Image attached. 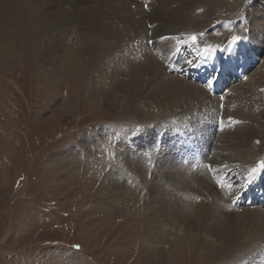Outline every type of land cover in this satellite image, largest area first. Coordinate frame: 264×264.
Here are the masks:
<instances>
[{
	"label": "rangeland",
	"instance_id": "rangeland-1",
	"mask_svg": "<svg viewBox=\"0 0 264 264\" xmlns=\"http://www.w3.org/2000/svg\"><path fill=\"white\" fill-rule=\"evenodd\" d=\"M254 1V8L250 5L252 0L194 2L193 17H197L198 20L194 18L200 23L196 28L188 29L192 33L186 30L157 40L152 39L154 34L151 35L153 29L157 28L156 24L144 26L148 31L146 36L152 37L149 39L152 44L148 42L150 50L154 55L156 52L160 53L162 69L166 68L174 77H185L184 72L179 70V73L174 67L178 61L173 59V54L178 53L179 49L188 54L187 47H190L195 60L199 56L198 48L207 50L215 46L222 47L231 37L242 36L256 50L255 54L251 50L248 52L253 54L251 58L238 53L231 60V66L247 62L248 67L246 71L239 72L241 76L230 82L219 96H212L221 102L218 106L219 115L216 135L212 138V150L207 157L204 155L191 164L193 171L190 172L195 174L202 168L211 176L212 181L215 180L214 183L218 186H215L216 191H224L226 194L230 193L232 185L223 188V182L234 181L233 185L237 188L240 184H245L246 189L251 187L252 182H247L251 171L244 172L243 168L222 167V179L208 174L210 163L220 164L223 158H227L221 144L226 141L216 142L217 137H222L220 141L226 139V135H223L225 118V125L221 127L220 114L227 121L230 120L223 106L231 95L238 92V96L244 97V101L250 104L253 113L257 114L258 107L260 112H264V34L256 35L260 36L257 42L247 38L250 29L248 22L252 16L260 19L264 25V0ZM97 4L95 0H0V264H259L260 259L254 255L258 250H241L238 247L232 252L228 249L226 240L202 230L197 233L193 228H184L185 222L177 219L179 217H163L158 212L157 204L152 207L150 191L157 183L161 184L160 181L164 182L163 178L170 176V171H174L164 168V163L168 167H175L172 160L170 164L169 161L161 163L163 160L157 149L158 144L164 143L159 139L164 133L161 131L162 111L148 99L130 102L124 98L121 85L127 83L128 78L111 72L113 70L110 68L115 60L109 57L110 54L108 58H104L113 62L110 61L111 66L106 62L109 69L103 59V68H96L97 63L92 61L87 67L84 62L80 63L77 65L78 69L71 74L65 71L69 66L64 58L70 50L68 46L76 39L75 44L83 42L84 39L80 37L84 29L99 27L101 18L96 14V11L99 12ZM148 7L147 4L144 11H149ZM206 7L212 11V16H205ZM223 24L228 26V30L222 28ZM192 35L197 37L195 45L189 40ZM249 36L254 39V36ZM162 42L165 43V50L170 49L167 54L169 56L164 58ZM143 44H146L145 40ZM46 46L57 53L51 65L40 56ZM138 49L128 47L123 52L113 50L111 53L117 54L118 58H125L126 54H135ZM244 50L248 51L245 47ZM208 51L213 55L215 49ZM224 52L228 54L231 51L226 48ZM185 57L182 69L192 63L189 57ZM135 62L141 64L144 61L138 56ZM208 64L212 65L211 58L203 66ZM106 70H109L108 74L105 73ZM253 78L258 79L261 91L257 90L256 96L252 97L253 101H250L247 93L243 94L244 82ZM240 82L243 84L238 85ZM253 102L257 104L256 110ZM200 117L203 118L204 113ZM176 119L172 118L174 122L168 121V125L177 123ZM256 120L264 124V115L260 114ZM172 127L170 131L175 129ZM240 128L242 129L239 127L237 131ZM158 129L163 133L157 134ZM186 130L187 134L185 131L178 134L179 145L173 143L175 153L176 147L183 152L184 145L188 153L193 150L198 152L199 147L196 145L195 149L194 146L197 141H193L196 134L191 129ZM144 132H147L146 136ZM148 133L150 140L146 144ZM258 137L261 138L260 135ZM154 140L159 142L155 143ZM254 142L255 146L264 150L260 140ZM215 147L217 150L214 152ZM138 150L143 155L138 154ZM131 153H134V158ZM178 155L179 152L174 157ZM127 158L140 159L146 169L140 168V172L133 168L130 171L119 170L122 168L119 165L117 181L110 175L114 173L111 171V162L117 160L116 164L123 163ZM160 168H164L166 172H162ZM247 176L249 177L246 179ZM109 182L111 185H118V198H106L109 194L103 188L111 186ZM236 182L240 184L237 185ZM242 188L238 189L235 199L226 197V210L229 201L231 203L234 200L231 205L237 211L233 209V212L236 211L239 215L248 208L249 211L255 208L264 211V207L258 204L240 203L237 197ZM244 193L247 194L248 190ZM164 199L169 200V197ZM191 201L183 200L189 203ZM192 202L195 203L196 200ZM194 220L190 216L192 223Z\"/></svg>",
	"mask_w": 264,
	"mask_h": 264
},
{
	"label": "bare ground",
	"instance_id": "bare-ground-1",
	"mask_svg": "<svg viewBox=\"0 0 264 264\" xmlns=\"http://www.w3.org/2000/svg\"><path fill=\"white\" fill-rule=\"evenodd\" d=\"M95 1L98 3L97 5H99L98 7L99 12L96 11V14L100 15V18H101V20H99V25H98L99 27L97 28L94 27L91 29L83 28L84 31L81 32V34L82 33L83 34H82V37H80L84 39L82 40L83 44L82 43L75 44L76 41L78 40L76 39V41L73 42L71 46H68L70 50L66 53V55L64 54L65 55L64 58L69 62V66L66 68L65 71L71 74L73 70H76V68L79 67L77 65H79L80 63L84 62V65L87 67L89 66L88 64L91 63L92 61L97 63L96 68L98 67L103 68V66L106 64V68L108 67L109 69V66H107V63H109L108 65H110L111 59H114L115 61L114 60L113 61L115 62V64L111 61L113 65L112 66L110 65L111 66L110 69L113 70L114 72L113 71L111 72L117 75L119 74V76L125 75L128 78L127 83L121 85L123 86L124 98H126L130 102L148 99L150 100V102L154 104V106H157L162 111L161 116L163 118V124L162 126L161 124L159 125L161 126V131H163L164 133L158 129L157 134L163 133L161 134L163 138L162 137L159 138L157 135L156 136L161 141H164V143L158 144L159 147H157V149L159 151V154H161V159L163 160L161 163H163L164 161H167V162L169 161V164H170L172 160V164L175 165V167L174 168L168 167V164L166 162L164 163L163 165L164 168H168L171 170L174 169V171H170V172L168 171L170 173V176L163 178L165 179L164 182L160 181L159 183L161 184L157 183L154 189H152L151 191L149 190L150 191L149 198H151V201L153 203L152 207H155L154 205L157 204L159 206L158 212L161 215H163V217L170 218V219L179 217L177 219L185 222L184 228H193L194 232L196 231L197 233H200V230H202L205 233H211L210 235L215 236L219 239L226 240V243H228V249L232 250V252L234 249H237L238 247H240L241 250L243 249L249 250V248L250 249L254 248L253 249L254 251L258 250L257 252L253 251L254 255L255 257L260 259L259 264H264V211H261L260 209H256V208L249 211L250 208H248L247 210L245 209L242 215H239L236 212L237 211L236 208L231 205L234 202V200L231 201V203L229 201V205H227L228 210H226V202H228L227 198L231 196L229 198L235 199L234 196L236 195L240 187H243L240 193V194H243L245 191H247L245 186L241 185L239 182H236L237 185L240 184L239 187L237 188V187H234L233 185L234 181L233 182L227 181L223 183L225 186H228V184L232 185L230 193L226 194L224 191H220V190L219 192L216 191L215 186L217 185L214 183L215 180L212 181L211 176H208L207 173L204 172L202 168H200L195 174L190 172V170L193 171L192 169L193 165H191L193 163L192 161H188L186 159L185 154H183L182 150L181 151L177 150L178 147H176V153L178 154L179 152V155L181 157L179 155L178 157L177 156L174 157L176 153H175V148H174L175 145H173V143H178L179 145V140H178L179 133L185 131L186 129H191L194 132V134H196V138L195 140L193 139V141H197L194 144V146H195V149L199 147V149L197 150H198L200 157H203L204 155H206V157L208 156V153H210V151L212 150V140H213L212 138L216 135L215 134L216 133V122H217V116L219 115L218 106L221 105V102L220 101L218 102L217 97L214 98L210 96L209 93L206 92L202 86L198 85V83L194 82V80L192 79L202 80L206 76V71L209 73L211 77H213V74L215 71V64H214L215 55H217V61L222 60V58L219 55H221L222 57L226 56L227 58L225 60H228V59L231 60L229 53L226 54L224 52L226 48L228 50L232 48L233 53H236V51L238 50V53H241V54H245L247 52L244 50V47L247 50L250 49L253 52V54L256 53V50L252 48L250 45V42L246 38H243L242 36L237 41L238 43H241L239 45L237 42L235 44H230L232 39L227 38L229 41L227 40V42H225L226 44L224 43L222 47H218V46L212 47L213 49H215V51H213V55L210 54L212 52H209L208 49L206 51V49L204 50L202 48H198V51H197L199 55L198 58L195 59L194 63L189 64L188 67L184 68L186 69L185 73L188 74L189 72H191L190 67L193 65L195 66L197 65L196 66L197 71L193 72L192 74H188L192 79H186L185 77L182 78L178 75H175L176 77H174V76H171L174 74L169 72L166 68H163L165 70V72H163L164 71L162 69L163 65H160V59H159L160 53L156 52L157 54L154 55V52L150 50V47L148 46V42L149 44L150 43L152 44V41L149 40L152 37L148 38L146 36L148 31L144 28V26L156 24L155 27L157 28L156 30L153 29L155 32L153 31L151 35L153 36L154 34L155 36H153L152 39H157V40L161 39L162 36L164 39L165 36L170 35L171 33H173L174 35V33L184 32L186 30L189 32L191 31V30H188L189 28L190 29L196 28L198 24L200 23L196 21L197 17L194 16L196 19L193 17L194 13L192 12L195 9L194 2H200V1H205V0H134L135 2L133 1L131 2V0H95ZM254 3H255L254 0H252V3H250V5H252L253 8H254L253 6ZM147 4L150 7V9L149 11H146V10L144 11V9H146ZM244 5H248V4L244 3ZM45 8L47 9V7ZM102 8H104V11H102ZM247 11H243V12L246 13ZM210 13H212V11L210 12V10L206 7V10L204 13L205 16L209 17ZM252 13L255 15L254 12ZM259 13L260 12L258 11V14ZM18 15H20V13ZM241 15L243 16L242 17L243 20L246 21L242 12H241ZM208 17H206V19ZM203 18H204V15H203ZM250 21L248 22L250 24V26H248L250 28L248 33L252 37L254 36L253 37L254 39H251L248 33H247L248 35L247 38H249L251 41L255 40L257 42L260 40V36L256 37V35H258L259 33L261 35L264 34V25H262L260 19L257 20L256 18H254V16L250 18ZM158 22H159V25L157 24ZM1 24H3V22ZM87 28L89 27L87 26ZM222 28L224 30H228V26L226 24L225 25L223 24ZM143 31L145 34L143 33ZM128 38H131V39H128ZM241 39H244V41H242ZM144 40L146 41V44H143ZM157 40L156 41L154 40V41L157 42ZM128 42L131 44H129ZM162 43L163 44L161 45L164 48L165 43L164 42ZM128 44L129 46H127ZM144 45L146 46L145 48L143 47ZM128 47H130L131 49H138L139 47L140 49L135 51V54L127 55L125 53L126 54L125 58H122V57L120 58V56L118 58L117 54L112 55L111 53L113 50H114L113 52H119V51L124 50L125 48L128 50ZM189 48L190 47H187V51H189V54L192 57V53ZM217 48L219 49L223 48L222 49L223 51H220L219 49L216 51ZM148 50L150 51V53H148ZM169 50L170 49L165 50L164 51L165 53L163 52V55H162L163 58L164 56H169L167 55L169 53L168 52ZM173 50H171V52ZM41 52H42V55L40 56H42V58H45V62H47L48 65H51L52 62H54L57 53L54 52V50L49 49L47 46L44 47L43 51ZM71 52L73 53L70 54ZM132 53H134V51ZM108 54L112 56V57L109 56L111 58V59L109 58L110 59L109 62L108 60L106 61L104 59L108 56ZM138 56L142 57V60L144 61L143 63L137 64L135 62V58H137ZM177 57H179V55H177ZM210 58L212 59V64L214 65L209 66L208 64L206 67H209V68L202 69V67H204L203 65L206 64V61L208 60L210 61ZM103 59L105 60V64L102 63ZM136 61H138V59H136ZM247 67H248V64L246 63L241 65V68L243 70H245ZM108 71L106 70L105 73L108 74ZM180 71L182 72L184 70L182 69ZM165 74L167 75L170 74V76H167ZM177 77L182 78V79H179ZM84 80H86V78ZM186 80L191 81L193 84H191V82L190 83L186 82ZM87 81H89V79ZM244 83H245V87L243 90V94L247 93L250 101H253L252 97H254L255 92L257 90H260L261 86L259 87V85L261 84L259 83L257 78H253L249 82L247 80ZM240 84H243V82H240L238 85ZM208 85L212 87V85L210 84ZM205 92L208 93L209 98ZM238 95L239 93L236 92L235 95L234 94L231 95L230 98L226 100L225 105L223 104L224 105L223 110H225L226 116L229 117L230 120L227 121L226 117H223V114H220L222 115V126L221 127H224V125L226 124L225 126L226 128L225 127L223 128L225 130V132L223 130L224 132L223 135H226L227 140L225 139V140L220 141V138L222 137H217L216 142L219 141V143H221L222 141H226L224 142L225 144L224 143H221V144L224 147L223 153L224 151L226 152L227 158H223L220 164L214 162L212 164L210 163L209 165L211 166V170L208 174L211 173L212 176H218V178L220 177V179L224 177L223 175L224 173L220 171L222 167L227 168L229 166L228 168H243L244 172H248V171L252 172L253 168H257V165L259 164V162L264 161V155H262L264 150L262 151L260 146L254 145V143L256 144V142L254 141L260 140L264 146V124H261L260 120H259L260 122L256 120V117L260 116V114L263 116L264 112H260L259 107H258L257 109L259 111L257 110V114L253 113V110L249 107L250 104H247V102L244 101L245 100L244 97L241 98ZM253 105L256 110L257 104L253 102ZM230 108H231V111H229ZM202 113H204L203 118L200 117L202 116ZM172 118L173 119L177 118L176 119L177 123L172 124L173 127L168 125V121H171ZM224 118H225V122L223 121ZM171 122H174V120H172ZM171 127L172 129L175 128L174 129L175 131L174 130L170 131ZM239 127H242V129L240 128L241 130L237 131ZM149 133H148L147 142L145 141L146 144L149 143V140H150ZM144 135L146 136L147 132H144ZM259 135L261 138L258 137ZM158 140H154L155 143L156 141L157 143L160 141ZM189 143L191 144V142ZM149 146L151 147L152 145L150 144ZM152 147L154 148V146ZM216 150L217 148L215 147L214 152ZM137 153L142 154L140 150H138ZM131 154H133V158H134V153H131ZM258 155H262V156L257 157ZM228 157H231V158L228 159ZM135 159L130 160V158H127L125 162L123 163L118 162L117 164H116L117 160H113V162H111L112 170L111 169L110 170L114 173H111L110 175L112 177H115L116 180L118 181L119 165L122 166L123 168V169L119 168V170L128 169L130 171L133 168L134 171L140 172V168H145V166L144 164H142L143 161H141L140 159H136V160ZM174 160H176V162ZM164 168L163 169L160 168L162 172L165 171ZM248 177L249 176H247L246 179ZM235 178L236 177L234 176V179ZM248 180L249 178L247 179V182ZM258 180L261 181V184L258 185L257 188L259 187L264 188V169H258L254 173L255 183ZM109 183L111 185V182ZM103 189L106 190L109 194V197H106V198H118V185L116 186L115 184H112L108 188H103ZM226 192H228V190H226ZM260 192H264V189H261V190L252 189L250 192L248 190V202L252 200L250 204L252 205L258 204L259 206L264 207L263 197L259 194ZM174 193L179 194L180 196L179 195L178 196L180 198L175 197ZM167 197H169V200L164 199ZM184 199H189L192 201L196 200V202L195 203L192 201L190 203L183 202ZM243 204L248 205L247 202ZM233 209L236 211L233 212ZM238 210H240V208ZM190 216L194 217L195 219L194 223L190 221ZM245 241L246 243H244ZM214 250L217 251V249H214Z\"/></svg>",
	"mask_w": 264,
	"mask_h": 264
},
{
	"label": "snow or ice",
	"instance_id": "snow-or-ice-1",
	"mask_svg": "<svg viewBox=\"0 0 264 264\" xmlns=\"http://www.w3.org/2000/svg\"><path fill=\"white\" fill-rule=\"evenodd\" d=\"M239 39L240 37L233 36L230 44H235ZM189 40L191 41L193 45H195L197 42V37L195 35H192L189 37ZM208 167H209V170H211V166H208ZM258 169H264V161L259 162V164L257 165V168H253L252 172L255 173Z\"/></svg>",
	"mask_w": 264,
	"mask_h": 264
}]
</instances>
